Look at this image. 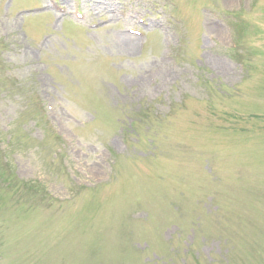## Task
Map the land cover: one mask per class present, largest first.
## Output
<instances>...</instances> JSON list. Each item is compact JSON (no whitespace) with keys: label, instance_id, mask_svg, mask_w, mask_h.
I'll list each match as a JSON object with an SVG mask.
<instances>
[{"label":"rangeland","instance_id":"1","mask_svg":"<svg viewBox=\"0 0 264 264\" xmlns=\"http://www.w3.org/2000/svg\"><path fill=\"white\" fill-rule=\"evenodd\" d=\"M0 264H264V0H0Z\"/></svg>","mask_w":264,"mask_h":264},{"label":"bare ground","instance_id":"2","mask_svg":"<svg viewBox=\"0 0 264 264\" xmlns=\"http://www.w3.org/2000/svg\"><path fill=\"white\" fill-rule=\"evenodd\" d=\"M129 39H131V38H129Z\"/></svg>","mask_w":264,"mask_h":264}]
</instances>
